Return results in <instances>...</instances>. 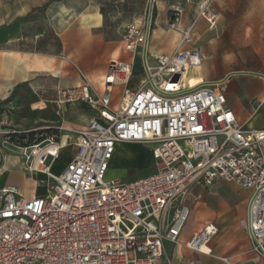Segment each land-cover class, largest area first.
Masks as SVG:
<instances>
[{"label": "built area", "instance_id": "built-area-1", "mask_svg": "<svg viewBox=\"0 0 264 264\" xmlns=\"http://www.w3.org/2000/svg\"><path fill=\"white\" fill-rule=\"evenodd\" d=\"M181 15L174 7L169 27H176ZM218 18L212 0H200L173 53L152 57V64L142 61L144 83L134 92L127 89L132 65L119 61L110 62L100 95L85 79L58 92V105L80 100L96 107L97 116L79 133L75 152L59 174L53 167L62 148L54 137L16 147L20 166L43 174L49 193L26 197L18 187L1 183L0 167V264H170L164 244L178 243L190 211L188 198L198 201L195 187L217 183L253 190L240 224L251 234L253 251L261 254L264 129L240 126L228 107L226 89L234 72L193 89L181 84L186 69L205 60L195 43L198 23L212 31ZM144 38L145 29L137 23L121 33L124 50L133 57L142 51ZM116 86L123 87L121 101L110 108ZM260 105L264 109V98ZM7 123L3 110L0 135L16 133H4ZM119 143L147 146L153 171L131 181L107 178ZM216 234L217 228L207 224L184 246L209 254Z\"/></svg>", "mask_w": 264, "mask_h": 264}, {"label": "crops", "instance_id": "crops-1", "mask_svg": "<svg viewBox=\"0 0 264 264\" xmlns=\"http://www.w3.org/2000/svg\"><path fill=\"white\" fill-rule=\"evenodd\" d=\"M189 1L193 0H186V3ZM121 2L125 8L120 19L113 24L107 23L108 11L98 0H27L25 8L22 9L23 14H16L9 20L0 21V112L7 111V124L18 118L22 121L33 118L37 112L36 108L45 114H53L57 108L58 118L49 116L47 122H61L65 124V129L80 133L90 119L97 116L98 109L81 101L56 106L58 92L78 87L85 79L91 84L94 93L100 95L103 90L102 81L109 73L111 61L130 63L133 71L127 89L134 92L139 88L144 79L141 67L142 51L135 57L124 49L122 51L121 33L117 31L118 36L114 37L107 28H126L132 23L143 21L148 12L149 0ZM154 4L157 16L147 48V58L150 62L153 56L171 54L175 50L170 45L162 46L156 39L163 38L159 30L163 25H168L169 15L165 17L161 15L166 0H154L153 6ZM1 8L3 6L0 1V10ZM62 15L74 19L66 23L65 18H61ZM193 17L194 14H191L189 19L186 18L181 23V15L178 29L182 31ZM199 27L206 28V25L200 21L196 32ZM151 50L155 53L151 54ZM136 59L140 66L134 70ZM232 72L235 74L228 80L226 89L228 107L240 126L255 130L264 129V109L260 105L264 98V79L239 74L255 72L264 76V70L248 68L221 74L214 71L212 63L203 62L199 70L188 72L187 87L203 81L223 79ZM136 73L141 75L137 83L133 81ZM237 76L241 79L235 82ZM247 82H253V86L245 87L244 84ZM121 96L117 100V106L120 104ZM24 113L25 115L18 117ZM63 137L67 138L68 146V137ZM122 147L130 153L127 158L117 154ZM138 153L123 143L117 144L108 173L111 172L115 156L122 157L120 163L126 165L130 159L136 158ZM61 154L60 152V156ZM14 160L19 163L18 158H2L0 164L2 178L5 171L10 170L6 162ZM13 174L18 176V173ZM111 177L122 179L117 176ZM3 179L2 184L15 186L12 178ZM193 193L199 195L200 199L192 201L188 198L190 211L178 243L164 244L170 264H189L191 261H197L198 264H264L263 256L252 249L251 235L244 231L240 224L247 218L253 190L244 189L235 183H217L207 188L195 187ZM36 196L38 195L32 197ZM207 224H213L217 228V234L208 246L210 253L190 252L184 244L195 231Z\"/></svg>", "mask_w": 264, "mask_h": 264}, {"label": "rangeland", "instance_id": "rangeland-1", "mask_svg": "<svg viewBox=\"0 0 264 264\" xmlns=\"http://www.w3.org/2000/svg\"><path fill=\"white\" fill-rule=\"evenodd\" d=\"M3 8L0 10V21L9 20L16 14H23L22 9L25 8L27 0H0ZM107 10V23H116L122 15V10L125 6L121 0H98ZM200 0H193L186 3V0H166L164 10L161 15L164 17L169 15L174 7L182 9V20L190 18L191 14H196V5ZM155 4L152 9L150 38L153 30V23L157 16ZM213 9L219 14L217 27L215 30L208 31L206 28L197 29L195 43L200 46L205 53L207 59L205 63H212L215 72L221 74L231 71H241L248 68L264 70V0H212ZM103 8V9H104ZM104 13V11H103ZM188 13V14H187ZM106 16V14H105ZM66 23L72 21L74 17L64 16ZM147 13L143 21L137 22L141 28L145 29ZM125 28H107L109 33H113L117 37V31L122 33ZM178 30V34L175 31ZM181 30L178 27L171 28L169 25H163L159 33L163 38H156L162 45H170L173 49L176 48V43L180 39ZM122 51L124 44H121ZM155 52L151 50V54ZM140 54V53H139ZM138 54V56H139ZM148 56V53H147ZM150 62V60H149ZM152 64V61L150 62ZM140 65L138 60L134 63V70H137ZM141 79V75H134L135 83ZM240 76L235 77L237 82ZM188 83V82H187ZM184 84V83H183ZM245 87L251 88L253 82H247ZM69 89V88H68ZM65 90V89H63ZM62 91V90H60ZM123 92V87L116 86L112 93L110 108H116L117 100ZM116 98V99H115ZM80 101L75 100L73 102ZM83 102V101H81ZM72 103V102H69ZM67 104V103H63ZM63 104H59L60 106ZM56 101V106H57ZM55 106V108H56ZM88 106V105H87ZM119 106V105H118ZM117 106V108H118ZM89 107V106H88ZM37 112L33 118L22 121L20 118L3 126L4 133L16 132L10 136L1 134L0 145L2 155L8 158H18L20 151L16 147L24 146L33 142H41L47 138L54 137L58 142H61L63 136L68 137V146L61 151V156L55 162L53 172L59 174L63 165L70 159L75 151L76 136L79 133L65 129V124L47 122L51 117L58 118L57 108L53 114H45L36 108ZM39 111V112H38ZM25 115L20 114L18 117ZM9 138V139H7ZM134 152L138 151L136 158L129 160L128 164H121V158L115 156L112 163V169L108 173L107 178L111 176L121 177L122 180L131 181L139 177H143L153 170L154 163L151 160L149 148L141 143H123ZM149 149V150H148ZM117 154L128 157L130 153L122 147L117 151ZM3 156V158H4ZM10 170H6L3 178H12L13 183L25 196L31 198L35 195H45L46 185L41 183L45 176L38 173L37 176L32 175V172L24 167H19V163L14 161L6 162ZM13 172L18 173V176H13ZM17 175V174H16ZM2 178V181L4 180Z\"/></svg>", "mask_w": 264, "mask_h": 264}, {"label": "bare ground", "instance_id": "bare-ground-1", "mask_svg": "<svg viewBox=\"0 0 264 264\" xmlns=\"http://www.w3.org/2000/svg\"><path fill=\"white\" fill-rule=\"evenodd\" d=\"M154 3V2H153ZM151 32V31H150ZM178 30H176L175 31V33H177L178 34ZM149 37H150V33H149ZM143 41H144V44H145V38L143 39ZM148 42H149V38H148V40H147V44H146V63H149V60H148V58H147V48H148ZM144 46V45H143ZM143 52V51H142ZM139 53H141V52H139ZM157 56V55H156ZM153 57H155V56H153ZM142 61H143V53H142ZM142 61H141V67H142V71H143V66H142ZM199 68H201V66H194V67H191V68H187L186 69V71L183 73V75H182V78H181V84L183 85V87H185V89H193V88H195V87H197L198 85H200V84H202V83H205V81H203V82H200V83H197L196 85H194V86H192V87H187V82H188V77H187V75H188V72L190 71V70H199ZM143 74H144V71H143ZM196 74V73H195ZM239 74H241V75H247L245 72H241V73H239ZM131 77H132V73H131ZM144 79H145V75H144ZM144 79L142 80V83H144ZM141 83V84H142ZM184 83V84H183ZM140 84V85H141ZM60 145H61V148H65V147H67V138L66 137H63L62 139H61V143H60ZM62 150H64V149H61V151ZM60 151V152H61ZM4 159H8V157L7 156H4ZM31 172H32V175H34V176H37V174L38 173H40L38 170H30ZM47 193H49V189H46V192H45V194H47ZM31 198H33V197H31ZM264 246V245H263ZM262 246V247H263ZM263 249H264V247H263Z\"/></svg>", "mask_w": 264, "mask_h": 264}, {"label": "water", "instance_id": "water-1", "mask_svg": "<svg viewBox=\"0 0 264 264\" xmlns=\"http://www.w3.org/2000/svg\"><path fill=\"white\" fill-rule=\"evenodd\" d=\"M153 2H154V0H149V7H148V12H147V20H146V26H145V44H144L143 49H142L144 64H146V44H147V40L149 38L150 29H151L150 26H151V16H152ZM245 73L248 74V75L257 76V77H261V78L264 79V76L262 74H259V73H255V72H245ZM177 78L178 77H176V79ZM249 234H250V232H249ZM260 252H261V255L264 258V249L260 248Z\"/></svg>", "mask_w": 264, "mask_h": 264}]
</instances>
